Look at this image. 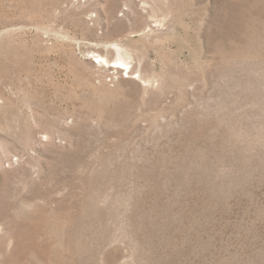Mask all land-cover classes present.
<instances>
[{
	"label": "rangeland",
	"instance_id": "obj_1",
	"mask_svg": "<svg viewBox=\"0 0 264 264\" xmlns=\"http://www.w3.org/2000/svg\"><path fill=\"white\" fill-rule=\"evenodd\" d=\"M1 246L264 264V0H0Z\"/></svg>",
	"mask_w": 264,
	"mask_h": 264
},
{
	"label": "bare ground",
	"instance_id": "obj_2",
	"mask_svg": "<svg viewBox=\"0 0 264 264\" xmlns=\"http://www.w3.org/2000/svg\"><path fill=\"white\" fill-rule=\"evenodd\" d=\"M2 245V244H1ZM4 245H6V244H3L2 246H4ZM0 247V250L2 251V253L4 254V247ZM7 246V245H6ZM8 248V247H7ZM14 252L16 253V254H12V255H10L8 258H7V260L6 261H13V260H16V259H19V256L17 255L18 253H19V248L18 247H16L15 248V250H14ZM1 254V253H0ZM6 257V256H5ZM16 258V259H15ZM20 261V260H19ZM16 262V261H15ZM14 262V263H15Z\"/></svg>",
	"mask_w": 264,
	"mask_h": 264
}]
</instances>
